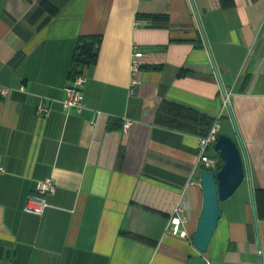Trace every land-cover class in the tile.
Returning <instances> with one entry per match:
<instances>
[{"label": "crops", "instance_id": "0c3cea01", "mask_svg": "<svg viewBox=\"0 0 264 264\" xmlns=\"http://www.w3.org/2000/svg\"><path fill=\"white\" fill-rule=\"evenodd\" d=\"M90 34L85 108L66 112ZM133 45L145 56L131 94ZM217 116L245 177L200 252L168 224L181 202L196 228L197 138ZM47 177L48 206L25 211ZM0 264H264V0H0Z\"/></svg>", "mask_w": 264, "mask_h": 264}, {"label": "built area", "instance_id": "2783aa9c", "mask_svg": "<svg viewBox=\"0 0 264 264\" xmlns=\"http://www.w3.org/2000/svg\"><path fill=\"white\" fill-rule=\"evenodd\" d=\"M145 54L140 50L137 45H133L131 48L130 60H129V93H134V86L138 83L136 73L142 66L143 58ZM86 77L83 71L79 74L69 77L68 84L65 87V96L61 100L63 109L68 112L70 110L81 111L85 108V99L83 93V86L85 84ZM23 90V87H20ZM8 88L3 87L1 93H6ZM227 96H225V101ZM34 112L37 116H47L50 113V106L45 101L44 97H41L38 103L35 105ZM133 121L128 118H123L121 124V130L127 132L132 126ZM219 116H217L211 123L208 133L205 136L197 138V150L198 157L197 163L201 166L202 171L213 170L216 171L218 166L221 165V159L217 152L211 153L214 148V143L220 134ZM55 191V184L51 177L38 180L35 185V191L27 195L24 209L25 211L35 214L43 213L44 209L48 206L46 196L52 194ZM185 206L179 202L173 212L172 217L169 220L168 228L173 233H176L181 238L191 240V235L185 228L187 217L184 214Z\"/></svg>", "mask_w": 264, "mask_h": 264}, {"label": "water", "instance_id": "95a60500", "mask_svg": "<svg viewBox=\"0 0 264 264\" xmlns=\"http://www.w3.org/2000/svg\"><path fill=\"white\" fill-rule=\"evenodd\" d=\"M214 150L221 159V165L216 171L207 169L202 172V209L191 235L192 244L200 252L207 250L221 217L220 201L227 199L245 177L242 152L235 139L220 133L214 143Z\"/></svg>", "mask_w": 264, "mask_h": 264}, {"label": "trees", "instance_id": "16d2710c", "mask_svg": "<svg viewBox=\"0 0 264 264\" xmlns=\"http://www.w3.org/2000/svg\"><path fill=\"white\" fill-rule=\"evenodd\" d=\"M139 16H142L139 14ZM144 16L160 17L158 14H145ZM100 34L82 35L77 39L75 50L71 59L68 77L79 74L87 65L95 63L98 57ZM164 51V47L160 49ZM14 61V58L12 59ZM220 165L218 166V168Z\"/></svg>", "mask_w": 264, "mask_h": 264}, {"label": "rangeland", "instance_id": "374dc122", "mask_svg": "<svg viewBox=\"0 0 264 264\" xmlns=\"http://www.w3.org/2000/svg\"><path fill=\"white\" fill-rule=\"evenodd\" d=\"M222 122V121H221ZM214 149V148H213ZM213 151H215V150H213ZM216 152V151H215ZM241 185V184H240ZM240 185L238 186V187H240ZM221 203H222V201H220V205H221ZM220 209H221V206H220Z\"/></svg>", "mask_w": 264, "mask_h": 264}]
</instances>
